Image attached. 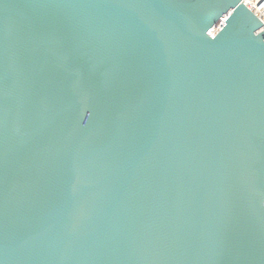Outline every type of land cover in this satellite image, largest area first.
Listing matches in <instances>:
<instances>
[{
  "label": "water",
  "instance_id": "obj_1",
  "mask_svg": "<svg viewBox=\"0 0 264 264\" xmlns=\"http://www.w3.org/2000/svg\"><path fill=\"white\" fill-rule=\"evenodd\" d=\"M0 264H264L242 0H0Z\"/></svg>",
  "mask_w": 264,
  "mask_h": 264
},
{
  "label": "built area",
  "instance_id": "obj_2",
  "mask_svg": "<svg viewBox=\"0 0 264 264\" xmlns=\"http://www.w3.org/2000/svg\"><path fill=\"white\" fill-rule=\"evenodd\" d=\"M256 16H258L264 23V0H242ZM228 16L221 17L210 29L209 33L214 36L220 32L226 25V20Z\"/></svg>",
  "mask_w": 264,
  "mask_h": 264
}]
</instances>
